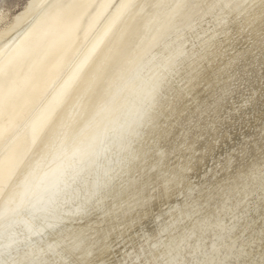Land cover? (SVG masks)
I'll return each mask as SVG.
<instances>
[{
    "label": "bare ground",
    "instance_id": "1",
    "mask_svg": "<svg viewBox=\"0 0 264 264\" xmlns=\"http://www.w3.org/2000/svg\"><path fill=\"white\" fill-rule=\"evenodd\" d=\"M11 9L0 264H264V0Z\"/></svg>",
    "mask_w": 264,
    "mask_h": 264
},
{
    "label": "rangeland",
    "instance_id": "2",
    "mask_svg": "<svg viewBox=\"0 0 264 264\" xmlns=\"http://www.w3.org/2000/svg\"><path fill=\"white\" fill-rule=\"evenodd\" d=\"M24 2L25 0H6V4L12 8L11 10H17Z\"/></svg>",
    "mask_w": 264,
    "mask_h": 264
}]
</instances>
